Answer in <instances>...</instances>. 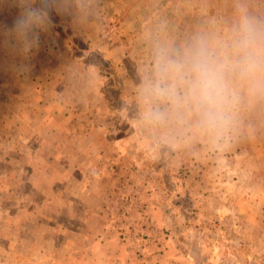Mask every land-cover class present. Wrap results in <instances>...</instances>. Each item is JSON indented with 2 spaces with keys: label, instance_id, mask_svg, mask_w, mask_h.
<instances>
[{
  "label": "rangeland",
  "instance_id": "obj_1",
  "mask_svg": "<svg viewBox=\"0 0 264 264\" xmlns=\"http://www.w3.org/2000/svg\"><path fill=\"white\" fill-rule=\"evenodd\" d=\"M60 2L26 46L11 31L20 0H0V264H78L75 209L93 200L78 199L76 168L100 163L125 242L149 249L158 210L200 264H264V101L218 144L161 138L138 102L154 44L223 33L241 5L264 19V0Z\"/></svg>",
  "mask_w": 264,
  "mask_h": 264
},
{
  "label": "clouds",
  "instance_id": "obj_2",
  "mask_svg": "<svg viewBox=\"0 0 264 264\" xmlns=\"http://www.w3.org/2000/svg\"><path fill=\"white\" fill-rule=\"evenodd\" d=\"M84 0H78V7ZM63 12L60 0H20L11 31L23 44ZM223 33L197 32L180 43L153 45L151 64L138 88L139 121L165 140L204 137L218 144L242 108L264 101V19L242 5Z\"/></svg>",
  "mask_w": 264,
  "mask_h": 264
},
{
  "label": "crops",
  "instance_id": "obj_3",
  "mask_svg": "<svg viewBox=\"0 0 264 264\" xmlns=\"http://www.w3.org/2000/svg\"><path fill=\"white\" fill-rule=\"evenodd\" d=\"M107 168H111L112 174H106ZM76 169L82 174L79 178L82 183L77 192L78 199L93 200V204L89 201V204L85 202L83 205L78 201L79 206L75 209L81 218L75 228L78 264H200L195 253L187 251L180 241L177 232L179 230H172L171 234L164 231L166 224L158 210L155 212L157 230L152 234V245L149 249L143 250L137 245L132 246L125 242L111 217L117 208L115 198L118 178L115 177L114 167L100 163L92 165L87 172L85 165H78ZM213 179L217 180L214 177ZM214 181H209L208 184L213 186ZM205 182H202L206 186L205 190H212ZM256 202L252 205L255 206ZM225 208L226 206H221L220 210L227 212ZM159 244L163 245L164 252L154 255L151 252L156 251Z\"/></svg>",
  "mask_w": 264,
  "mask_h": 264
},
{
  "label": "built area",
  "instance_id": "obj_4",
  "mask_svg": "<svg viewBox=\"0 0 264 264\" xmlns=\"http://www.w3.org/2000/svg\"><path fill=\"white\" fill-rule=\"evenodd\" d=\"M125 216H126V215H125ZM144 218H145V219L148 218V220L146 221L147 223L144 224V227H145V230H146V232H145V235L147 236L146 239H147L148 241H150L149 233H147V232L152 231V230L154 229V227H153V225H152L151 223H149V218H150V216H149L147 213H146V215L144 216ZM137 236H139V233H138ZM141 247H144V244H142ZM158 247H159V249H158V251H157V254H161V253H163V252H164V247H163V245H162V244H159Z\"/></svg>",
  "mask_w": 264,
  "mask_h": 264
}]
</instances>
